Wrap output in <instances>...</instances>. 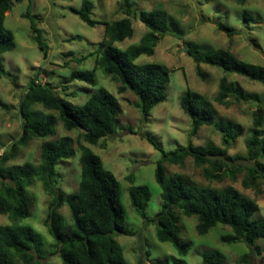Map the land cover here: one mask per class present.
<instances>
[{"label": "trees", "instance_id": "trees-1", "mask_svg": "<svg viewBox=\"0 0 264 264\" xmlns=\"http://www.w3.org/2000/svg\"><path fill=\"white\" fill-rule=\"evenodd\" d=\"M12 6V0H0V78L11 76L4 70L1 55L16 46L13 35L3 26L6 13ZM93 8L94 4L90 0H83L80 8L72 12L83 23L93 27L99 23L92 19ZM118 9L125 17L104 24V35L98 46L94 68L91 71H72L66 81L69 83L77 80L95 86V70H99L118 84L119 94L130 92L137 98L136 106L142 119L147 120L151 110L167 97L170 70L162 64H136L135 61L142 55H153L161 38L177 36L178 25L165 10H138L132 0H121ZM244 15L248 21V14ZM22 18L30 22L34 41L44 51L46 45L33 16L25 13ZM136 18L146 32L137 44L125 49L116 47V43L132 38V19ZM217 29L228 37L237 33L235 28L223 23H218ZM183 47L186 55L195 63L197 75L202 80L206 76L200 65L205 64L224 73L264 82V67L246 63L227 49L207 51L209 49L191 41H184ZM250 99L251 96L243 94L237 84L222 79L214 98L216 103L224 107ZM36 106L44 111L36 110ZM179 106L191 121V137L201 127L209 126L220 133L221 147L212 143L194 146L189 142L186 146L164 152L160 144L146 137L162 153V159L155 169V181L161 189L162 204L154 217L148 219V188L131 186L128 194L132 208L144 223L154 226L158 242L172 245L178 257L174 264H186L183 258L189 251L188 245L180 237V215L197 218L195 229L198 235H206L216 225H224L230 228L231 233L221 235V243H242L253 247L260 254L261 249L256 243L264 239V220L256 216L258 206L253 200L230 186L218 190L190 184L178 174L167 178L163 164L181 165L186 158H191L196 166H207L203 169L205 177L220 181L223 174L233 177L236 171L239 172L240 169H233L231 164L243 160L248 163L243 186L247 188L256 180L264 181V119L261 108L253 113L252 126L244 142L245 156L230 157V147L244 134L242 126L216 120L210 101L191 90L181 96ZM52 112H56L57 116ZM20 115L22 135L12 144L10 151L0 156V215H7L11 222L0 225V264H37L33 253L41 250V238L30 227L20 224L21 220L31 215L27 188L34 181L41 183L49 197L44 225L57 247L62 264H127L122 247L115 241L116 235L134 236V232L124 226L120 183L110 171L103 168L101 159L87 145L78 144L80 179L72 194L65 193L59 187L60 174L56 170L60 161L68 160L74 153L68 137L43 142L38 164L27 162L5 166L15 158L19 146H26L32 139L53 136L58 122L66 131H83L88 145H97L100 140L112 136L119 128L116 98L104 88H99L83 104L74 105L60 99L52 86L39 84L32 77L20 101ZM128 179L133 184V177ZM65 206L69 212V221L59 212ZM261 261L264 263V254ZM243 262H246L245 258ZM201 264H224V261L217 251H205L202 253Z\"/></svg>", "mask_w": 264, "mask_h": 264}, {"label": "rangeland", "instance_id": "rangeland-1", "mask_svg": "<svg viewBox=\"0 0 264 264\" xmlns=\"http://www.w3.org/2000/svg\"><path fill=\"white\" fill-rule=\"evenodd\" d=\"M83 0H12L13 6L6 13L4 28L11 32L15 48L1 55L4 70L11 76L0 78V156L10 151L12 144L22 135V117L20 101L27 91L28 81L35 78L39 84H48L60 99L74 105H81L97 89L104 88L118 103L119 128L116 133L99 141L97 145H88L81 130L66 131L57 123L55 134L47 139H32L26 146H19L13 160L5 166L23 165L27 162L38 164L41 145L45 141H56L61 137L70 139L73 155L60 161L56 170L60 174L59 187L67 194L76 191L80 174V153L78 144L87 145L97 155L103 168L110 171L120 183V201L124 209V226L134 232V236L116 235L115 241L123 249L127 264H174L178 258L169 243L156 240L155 228L144 223L132 208L129 199L131 186H145L150 198L146 216L152 219L161 208V189L155 181V169L162 159V153L147 140L151 137L161 145L164 152L173 151L179 146L191 142L194 146L212 143L221 147V135L214 128L203 126L191 137V121L179 106L181 96L191 90L202 94L210 101L216 113V120L237 123L244 129V134L230 147V157L246 154L245 139L252 126L253 113L261 108L264 119V82H255L235 74L205 64L200 65L204 80L198 77L196 65L184 50L183 42L191 41L212 51L227 49L238 59L264 67V0H132L138 10L161 8L177 23V36L161 38L151 56L142 55L136 64H162L169 70L167 97L150 112L147 120L137 108V98L130 92L119 94L118 84L95 70L96 85L91 86L74 80L67 82L70 73L75 70L91 71L98 55V46L103 39L104 24L120 20L125 16L119 11L121 0H90L94 4L92 19L99 22L95 26L83 23L72 10H78ZM28 13L33 16L41 37L46 45L42 51L34 41L30 22L22 18ZM244 13L248 14L246 21ZM223 23L237 30L228 37L218 31L217 24ZM134 33L131 39L116 43V47L125 49L137 44L146 32L143 24L132 19ZM237 84L242 93L251 96L250 100L232 103L224 107L215 102L219 82ZM36 110L44 111L40 106ZM47 113H50L46 111ZM57 116L56 112H52ZM264 135V125H263ZM236 171L234 176L223 174L220 181L204 176L203 169L191 158H186L181 165L163 164L165 176L181 175L190 184L199 187L223 189L230 186L243 196L253 200L258 211L256 216L264 220V181L256 180L245 188V170L248 163L238 160L231 164ZM133 177V184L130 177ZM30 202L29 218L20 221L30 227L42 241L39 252H34L37 264H62L57 247L49 235L44 221L47 217L49 197L42 185L34 181L27 188ZM69 221V212L65 207L59 210ZM11 224L7 215H0V225ZM196 217L180 215L181 240L189 247L183 258L186 264H201L202 253L217 251L223 257L224 264H264V239L257 241L261 249L258 254L253 247L245 244H224L220 236L231 233L230 228L216 225L206 235L196 233ZM246 262H243V259Z\"/></svg>", "mask_w": 264, "mask_h": 264}]
</instances>
